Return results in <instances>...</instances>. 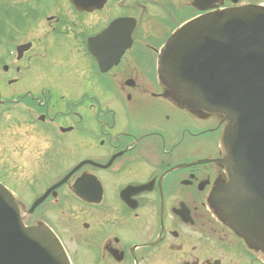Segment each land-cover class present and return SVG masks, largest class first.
I'll list each match as a JSON object with an SVG mask.
<instances>
[{"label": "flooded vegetation", "instance_id": "obj_1", "mask_svg": "<svg viewBox=\"0 0 264 264\" xmlns=\"http://www.w3.org/2000/svg\"><path fill=\"white\" fill-rule=\"evenodd\" d=\"M193 2L105 0L77 8L70 0L36 1L17 30L36 32L42 18L49 36L13 46L3 19L5 162L39 168L28 183L47 184L32 202L20 198L24 223L49 226L70 258L85 249L93 264H221L212 260L220 247L259 263L215 208L213 198L228 185L218 162L222 119L186 106L165 76V53L179 29L218 6L203 13L207 5ZM71 154L81 159L55 173L59 155ZM59 210L66 218L53 222Z\"/></svg>", "mask_w": 264, "mask_h": 264}, {"label": "water", "instance_id": "obj_2", "mask_svg": "<svg viewBox=\"0 0 264 264\" xmlns=\"http://www.w3.org/2000/svg\"><path fill=\"white\" fill-rule=\"evenodd\" d=\"M70 1L79 8H97L105 0ZM213 3L221 4L194 0L193 5L206 4L201 9L206 11ZM164 58L165 76L178 91L169 94L196 110L222 115L228 123L221 162L229 179L213 198L215 208L219 220L250 250L264 255V8L244 6L203 15L180 30ZM76 194L82 197L78 186ZM0 264H71L47 225L24 226L17 199L2 184Z\"/></svg>", "mask_w": 264, "mask_h": 264}, {"label": "rangeland", "instance_id": "obj_3", "mask_svg": "<svg viewBox=\"0 0 264 264\" xmlns=\"http://www.w3.org/2000/svg\"><path fill=\"white\" fill-rule=\"evenodd\" d=\"M5 1H6V3H8L7 0H5ZM245 2H250V1L249 0H242L241 1V3H245ZM251 3H256V4L263 3L264 4V0H252ZM37 4L38 3L33 4L32 8L35 9ZM1 19H4L3 16L1 17ZM6 19H7L8 23H9L10 17L8 15H6ZM42 20L43 19L41 18L40 19V23L37 22L39 30L36 31V32L33 31V30L31 32H29L26 29H23V30L19 31V30H17V22L15 23V21H11L10 23L14 27L11 30V32H10V27L8 25V27H9L8 33L9 34L12 33L14 35V38H13V41L11 42V44L15 45V44L23 41L24 39L30 40L32 37H35L37 34H40V33L43 36L44 35L49 36L48 35V30L46 29V27L45 26L41 27L42 24L44 23V21H42ZM1 30H2V32L4 31L2 28H1ZM26 33L28 35L24 36ZM31 33H34L35 35L32 36ZM63 55H64V53L62 54V56ZM1 57L2 56H0V58ZM90 74H91L90 71H86L81 77L87 78ZM4 77L6 79H8V76H4L3 75L2 69L0 67V79H5ZM0 90L5 92V88H3L1 84H0ZM2 95H5V93H2ZM115 108H116L117 111H123V108L120 105H117ZM1 112H2V109L0 107V181L5 183V184L10 185L11 188L15 192L18 193L20 198L22 197L23 199H26L27 202H30V201L32 202V200L35 197L34 193H36V190H37L38 194L42 193L44 188H45L44 186L47 183L40 184L43 181L39 180V183L37 184V186L34 185V187H32V186L29 185L28 179L29 180L33 179L35 174L36 175L38 174L35 171H37L39 168H34V167L29 168V166L18 164L17 161H14V160L11 161V159H6V162H5V158H6V155H7V151H6L7 150V144L5 142H2V140H3V135H4V132H5L4 129H5L7 120L9 118V115H8V113H4L3 114ZM80 159H81V155L80 154L79 155L78 154L77 155H73V154H71V155H59V159H58L59 160V167L55 168L56 169L55 173L60 172L62 170L63 163L64 164L69 163L68 165H70L72 162L76 163ZM9 163L11 165V168H10V166H8ZM7 169L8 170L10 169V172H9V174L11 175L10 176V180L3 173V171L5 172V170H7ZM53 177H55V176H53ZM28 190L30 191V194H28V192H29ZM75 206L77 207V205H75ZM77 210L76 211L78 213L76 212L75 215H79L80 216V220L79 221L81 223L82 222V216H81V213H80V207L77 208ZM57 214L58 215H50L49 218H51V220H52L53 217H55L53 219V222H57L61 218H63V219L66 218V214L60 216V210L57 212ZM71 247L74 249L73 243H71ZM216 252H217V254L214 256V258L212 257V260L213 259H215V260L217 259V260L221 261V264H248L249 263L248 260H250L247 257L245 258L243 255H239V254H235V253L233 254L232 252H228L226 250H221L220 247H218V249H216L215 253ZM72 257L73 258H70L71 259V264H93V260H92L91 256L86 252L85 249L79 250L78 252L73 254ZM257 261L259 263H262L263 260L260 261V260L257 259ZM251 264H253V263L251 262Z\"/></svg>", "mask_w": 264, "mask_h": 264}, {"label": "trees", "instance_id": "obj_4", "mask_svg": "<svg viewBox=\"0 0 264 264\" xmlns=\"http://www.w3.org/2000/svg\"><path fill=\"white\" fill-rule=\"evenodd\" d=\"M25 12L30 11L28 5H23ZM22 9V8H21ZM21 10L17 7L8 6V12L6 13L11 19H15L21 16Z\"/></svg>", "mask_w": 264, "mask_h": 264}]
</instances>
